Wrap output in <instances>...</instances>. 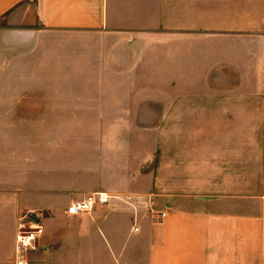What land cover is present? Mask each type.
I'll use <instances>...</instances> for the list:
<instances>
[{
    "label": "crops",
    "instance_id": "0c3cea01",
    "mask_svg": "<svg viewBox=\"0 0 264 264\" xmlns=\"http://www.w3.org/2000/svg\"><path fill=\"white\" fill-rule=\"evenodd\" d=\"M53 32L100 36L169 89H2ZM39 107L51 116L28 120ZM150 111L136 124L152 139L130 140L129 116ZM93 191L121 198L91 215L101 264H264V0H0V231ZM29 192L43 206L23 209Z\"/></svg>",
    "mask_w": 264,
    "mask_h": 264
},
{
    "label": "rangeland",
    "instance_id": "374dc122",
    "mask_svg": "<svg viewBox=\"0 0 264 264\" xmlns=\"http://www.w3.org/2000/svg\"><path fill=\"white\" fill-rule=\"evenodd\" d=\"M196 6H201V3H195ZM66 38L67 35L59 32L39 36L34 41L28 59L21 62L17 68L18 82L3 83L2 89L29 90L40 95L58 91L114 92L129 94L131 97L139 94L152 95L156 91L169 89V84L154 81L152 72L148 73L147 67L139 66L134 57L126 59L124 53L122 58L123 53L115 52L120 58L112 59L109 56L114 53L108 52L110 49L104 53L108 54V58L102 57L104 55L100 48L98 49L102 42L100 36L89 37L91 42H95L93 45H87L83 40L68 42ZM111 64L113 66H110ZM47 110L39 107L34 109V114L26 117L28 120L33 118L34 122H41L51 116L46 114ZM122 117L108 116V123L116 125L122 122ZM22 118L25 121L23 116H17L19 123ZM129 118L130 130H126L122 125L121 128L126 130L124 132L128 133L130 140L137 137L152 139V131H140L136 124L138 121L142 126H152V112L144 116L131 114ZM39 197L37 192H29L28 196L22 198L23 201L18 198V203L22 204L23 209L40 207L43 202ZM115 197L121 201L119 196ZM0 199L4 203L10 200V197L2 194ZM103 205L105 204H97L91 212L77 216L67 215L62 209L51 214L43 211H23L14 227H8L4 223L1 226L0 264H15L13 245L17 227L34 215L38 216L43 226V234L37 240L35 249L30 251L28 264H93L94 261L98 264L105 263L102 258H88L92 252L103 256L107 250L104 238L98 232L99 239L96 241L98 236H95L93 228L89 227L93 211L103 209ZM130 264H138L137 255L131 259Z\"/></svg>",
    "mask_w": 264,
    "mask_h": 264
},
{
    "label": "built area",
    "instance_id": "2783aa9c",
    "mask_svg": "<svg viewBox=\"0 0 264 264\" xmlns=\"http://www.w3.org/2000/svg\"><path fill=\"white\" fill-rule=\"evenodd\" d=\"M115 197L111 194L101 191H93L84 195L81 199L71 202L66 206L64 213L67 215H81L91 212L97 204H106L108 200ZM130 196L127 197V200ZM165 213L162 212L161 216ZM134 231H137L136 224L132 225ZM43 234V226L37 215L31 217L27 222L20 223L17 227L14 237V263L28 264V255L36 247V242Z\"/></svg>",
    "mask_w": 264,
    "mask_h": 264
}]
</instances>
